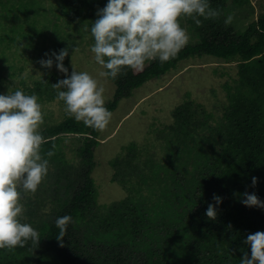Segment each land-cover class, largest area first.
Instances as JSON below:
<instances>
[{
	"label": "trees",
	"instance_id": "16d2710c",
	"mask_svg": "<svg viewBox=\"0 0 264 264\" xmlns=\"http://www.w3.org/2000/svg\"><path fill=\"white\" fill-rule=\"evenodd\" d=\"M39 2L0 1V44L7 41L0 46V94L22 90L27 95L35 94L38 103H44L56 99L57 90L52 84L66 78L56 68L54 57L52 68L47 69L41 66L33 49L27 59L10 53L26 38L31 48L40 47L39 37L47 31L48 21H42V29L38 27L43 11ZM107 2L57 1L53 8L56 18L50 20L57 27L55 39L52 48L46 47L48 55L44 59L69 48L63 62L66 67L76 44L64 26L87 25L90 29L98 18L97 11ZM209 3L220 10L218 18H200V26L190 18L180 20L181 26L193 28L199 39L188 41L166 63L150 60L142 69H125L112 79L116 87L105 107L113 113L122 98L131 96L150 79L166 74L184 59L211 54L237 65V75L224 86L228 103L222 113L215 115L203 102L191 97L177 104L172 109V122L161 131V137L167 140L166 160L148 157V163L136 165L133 161L140 160L143 154L136 151V142L126 145L125 153L111 160L112 180L123 182L131 191L110 204L98 202L93 175L101 132L67 116L41 126L39 131L48 140L41 146V154L53 150L55 155L45 156L49 159L48 173L36 193L22 194L21 217V222L30 224L41 239L36 248L29 241L13 251L0 249V264H240L244 252L251 255L244 241L249 234L264 232V208L247 207L241 200L242 194L248 192L264 202V10L242 30L234 24L225 26V12L229 6L251 9V0ZM3 25L8 26L5 31L1 29ZM85 34L93 45L90 31ZM33 58L45 74L28 82L23 74L25 62ZM16 75L22 76L19 85L11 83ZM73 134H81L83 140L69 154L65 139ZM253 177L257 178L254 187ZM143 187L155 198L156 208L163 204L168 208L164 220L155 223L149 217L151 210L158 217L162 215L156 208H146ZM214 195L220 196L222 203L215 205ZM209 204L217 208L215 221L205 215ZM65 215H70L73 223L59 241L55 221Z\"/></svg>",
	"mask_w": 264,
	"mask_h": 264
},
{
	"label": "clouds",
	"instance_id": "9594fccd",
	"mask_svg": "<svg viewBox=\"0 0 264 264\" xmlns=\"http://www.w3.org/2000/svg\"><path fill=\"white\" fill-rule=\"evenodd\" d=\"M220 15L209 0H108L97 11L98 18L90 29L87 25L83 27L94 40L90 47L94 60L104 69L99 75L116 79L125 69H142L145 61L158 60L163 64L174 59L189 40L181 19L190 18L200 26V18L216 19ZM233 20L234 16L228 15L225 26ZM76 51L77 48H72V53ZM68 55L69 48H63L39 63L51 69L54 57L56 68L65 74L66 78L52 84L57 90L56 99L64 104L65 115L103 132L112 117L105 107V89L88 72H78L73 65L68 76L63 63ZM42 124V106L35 94L27 95L22 90L0 94V249L13 251L25 247L29 241L36 248L41 239L30 224L21 222L24 213L21 199L22 194L36 193L48 173L49 159L45 156L55 155L53 150L41 154V146L48 143L39 131ZM256 183L257 178L253 177L252 186ZM242 196L241 203L245 206L264 208V202L255 193L244 192ZM213 200L215 205L222 203L220 196L214 195ZM215 205L207 207L208 220L217 219ZM70 223H73L70 215L56 219L59 241H63ZM244 243L250 246L251 255L244 252L240 264H264V232L249 234Z\"/></svg>",
	"mask_w": 264,
	"mask_h": 264
},
{
	"label": "rangeland",
	"instance_id": "374dc122",
	"mask_svg": "<svg viewBox=\"0 0 264 264\" xmlns=\"http://www.w3.org/2000/svg\"><path fill=\"white\" fill-rule=\"evenodd\" d=\"M0 1H29V0H0ZM40 1L41 18L38 20V27L42 29V21L48 27L46 34L43 32L40 47L31 48L27 44L28 39L21 45H14L10 51L13 56L21 55V59H27L35 50L40 59H44L46 55V47L52 48V40L55 39L53 27L50 20L54 19L53 8L60 0H36ZM253 8L239 10L229 6L225 14L233 15V23L238 29H245L250 19L255 18L257 14L264 10V0H251ZM1 6V4H0ZM246 13H249L246 15ZM62 22H64L62 20ZM1 28L6 30V25ZM66 32H71L75 38V48L78 51L70 54V60L66 68L68 76L71 75L73 67L78 72H88L93 78L97 79L99 84L104 87L103 93L105 102L112 98L115 91V82L111 78H104L99 75L102 69L94 60V54L91 53L89 36L85 34L82 25L64 26ZM191 42H196L199 39L198 34L188 25L182 26ZM36 33V32H35ZM65 33V32H64ZM4 43V44H3ZM0 44L4 47L7 41ZM26 43V44H24ZM45 46V47H44ZM20 63V62H18ZM34 58L25 62L26 69L23 74L27 77L28 82L35 78H40L44 71L42 67L35 65ZM73 65V67H72ZM61 73V72H60ZM65 76L64 73H61ZM237 75V65L234 62H228L223 58L204 54L195 56L180 61L176 68L171 69L166 74L152 78L135 89L131 96L121 99L118 107L112 113L110 123L106 129L101 132L100 143L95 149L97 166L93 171L98 185V202L101 204H110L115 200H119L131 191L128 185L122 184L119 180H112L114 167L111 160L117 155L125 153L124 147L130 142L137 143L139 153L143 156L133 161V163H148V157H154L159 160H166L167 157V140L161 137V131L165 125L172 122V109L186 98H193L196 101L203 102L205 106L213 111L215 115L222 113L223 107L228 103L226 97L225 83L233 81ZM22 76L16 75L11 78V83L19 85ZM7 90V88H4ZM4 90V91H5ZM3 94V92H1ZM40 103V102H39ZM43 112L42 127L47 124L58 122L66 115L64 113V104L57 99L40 103ZM40 126V127H41ZM83 140L81 134H73L66 137V148L71 154V149L76 148ZM196 161V159L194 160ZM123 163V162H122ZM126 163V162H124ZM137 173V172H136ZM118 179V178H117ZM49 188V187H48ZM47 188V189H48ZM145 192L144 202L149 210L155 209L158 204L152 195H150L146 187H143ZM46 191V190H45ZM49 193V191H47ZM23 200L21 199V203ZM24 204V203H23ZM162 206V203H159ZM152 207V208H151ZM161 211V217L156 216L157 212L148 213L149 217H153L155 223L164 220V216L168 211L163 204L162 208H156ZM164 218V219H163ZM160 230H157L159 232Z\"/></svg>",
	"mask_w": 264,
	"mask_h": 264
}]
</instances>
